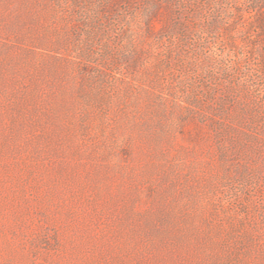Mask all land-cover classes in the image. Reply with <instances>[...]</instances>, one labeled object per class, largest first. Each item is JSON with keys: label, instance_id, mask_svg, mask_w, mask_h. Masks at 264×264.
Returning <instances> with one entry per match:
<instances>
[{"label": "rangeland", "instance_id": "rangeland-1", "mask_svg": "<svg viewBox=\"0 0 264 264\" xmlns=\"http://www.w3.org/2000/svg\"><path fill=\"white\" fill-rule=\"evenodd\" d=\"M0 264H264V0H0Z\"/></svg>", "mask_w": 264, "mask_h": 264}]
</instances>
